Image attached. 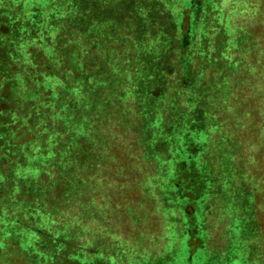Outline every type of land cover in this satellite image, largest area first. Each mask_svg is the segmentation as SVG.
<instances>
[{
	"label": "rangeland",
	"instance_id": "1",
	"mask_svg": "<svg viewBox=\"0 0 264 264\" xmlns=\"http://www.w3.org/2000/svg\"><path fill=\"white\" fill-rule=\"evenodd\" d=\"M0 50L12 74L3 81L17 82L19 97L37 85L33 101L46 91L53 101L39 137L60 148L62 175L42 197L48 215L29 217L22 232L32 245L47 240L35 229L51 231L42 264H264V0H0ZM187 67L210 88L204 108L228 142L214 141L203 159L222 172L218 210L203 211L191 193L186 225L166 209L179 189L162 204L155 174L172 169L157 168L153 148L187 123ZM230 195L252 219L242 224L250 235L236 230L243 212ZM227 223H236L231 238Z\"/></svg>",
	"mask_w": 264,
	"mask_h": 264
},
{
	"label": "trees",
	"instance_id": "2",
	"mask_svg": "<svg viewBox=\"0 0 264 264\" xmlns=\"http://www.w3.org/2000/svg\"><path fill=\"white\" fill-rule=\"evenodd\" d=\"M244 38L245 35L240 37L242 42L245 40ZM1 52L3 51L0 50ZM0 67V264H15L13 260L25 262L29 257L33 264H42L43 259H39V257L46 253L43 248L39 247L51 244V231L49 229H35L40 233L39 235L45 236L47 240H40L39 238L32 245H27L23 241L22 232L30 227L27 224L29 217L31 221L37 218L38 222H40L48 215V209L41 203L42 197L49 198V194L52 193L53 189H50L48 185L49 180L52 178L51 176H53V179L59 180L62 175L61 170L57 169V165L60 164V148H47L44 141H42L43 138L39 137L48 128L46 123L42 122L43 120H49L47 118L48 115H46L47 107L51 106L53 101L50 99V94L46 91L42 95L41 100L43 101H39L40 103L34 102V97L41 96L37 85L27 86V90L31 92L32 96L19 97L17 82L7 81L5 83L3 81L4 79L10 80L12 78L10 70L5 65H0ZM183 76L188 89L186 96L187 106H185V111L181 110L179 117L183 118L187 123L186 125H178L179 129L175 142H170L169 140L158 141L156 139L153 149L156 154L162 155L158 157L157 168L158 165L165 163L172 169L161 180L155 174V181L162 182V186L160 185V188H158L162 192V204L164 203L163 201L167 200L164 197L169 199L173 197L172 187L179 189L181 193H176L173 198L176 205L168 206L166 209L169 210L176 207L175 210H179L178 214L183 218V221L180 222L187 225L185 212L188 215L191 212L188 209L185 210L183 206L185 202H190L191 193L194 194V202H198L203 211H205L206 207L209 209L214 208L215 211L218 210L213 205V201L216 202L217 196L224 193L220 191L221 184L219 183L222 178V172L214 167L213 163L204 162L203 159H207V156L212 154H210L209 150L214 141L222 144L220 140H226V142L228 140L223 131L222 123L220 125L216 123V116L204 108L207 91L210 88L208 87L207 89L204 83L201 82L203 79L193 74L191 69L188 70V67ZM189 80L190 82H188ZM35 88L37 89L36 91H34ZM192 88L195 89V94L192 102H189ZM189 118H191L192 124L188 121ZM188 122L191 124L190 130L187 129ZM158 131L159 126L156 125L155 136L159 134ZM213 131H217L214 137H212ZM37 141L43 142L39 144L42 148L39 151L40 157L30 163L28 161L30 151ZM174 151L179 152L177 153V158H165L166 155L170 156ZM50 152L53 153L50 154ZM196 165L199 167H195ZM26 168L30 170L29 175H26ZM34 170L37 171L35 176L33 173L31 174ZM159 170L162 171V169ZM164 192H167V195H162ZM209 196L210 198H208ZM225 196L227 197V195ZM229 198L233 201L235 209L243 212V215L238 214L236 216V219L241 223H239L240 225L236 230L242 233L247 231L250 235L248 228L244 229L242 224L246 221L252 222V219L248 218L246 220L244 218L245 208L235 204L240 202L241 198L237 199V202L235 195H230ZM171 222L172 220L170 219L169 224ZM195 224L188 223L191 227L194 226L197 230L193 231L197 232L200 227H196ZM234 224L236 223H227L226 231L230 232L227 236L228 238L235 236L234 231L231 230ZM203 226L206 225L204 224ZM203 231L207 232V227ZM170 236L165 242L166 247L171 238ZM48 240L49 242H47ZM167 258L169 260L172 259L171 253Z\"/></svg>",
	"mask_w": 264,
	"mask_h": 264
}]
</instances>
